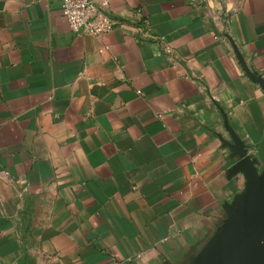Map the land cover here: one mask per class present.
<instances>
[{
  "label": "crops",
  "instance_id": "obj_1",
  "mask_svg": "<svg viewBox=\"0 0 264 264\" xmlns=\"http://www.w3.org/2000/svg\"><path fill=\"white\" fill-rule=\"evenodd\" d=\"M107 2L0 0V264H190L245 187L225 119L264 171V0Z\"/></svg>",
  "mask_w": 264,
  "mask_h": 264
},
{
  "label": "water",
  "instance_id": "obj_2",
  "mask_svg": "<svg viewBox=\"0 0 264 264\" xmlns=\"http://www.w3.org/2000/svg\"><path fill=\"white\" fill-rule=\"evenodd\" d=\"M234 53L245 75L264 89V77L251 70L234 44ZM222 142L237 157L232 172H241L245 187L225 205L226 217L209 243L190 264H264V171L248 147L229 127Z\"/></svg>",
  "mask_w": 264,
  "mask_h": 264
},
{
  "label": "built area",
  "instance_id": "obj_3",
  "mask_svg": "<svg viewBox=\"0 0 264 264\" xmlns=\"http://www.w3.org/2000/svg\"><path fill=\"white\" fill-rule=\"evenodd\" d=\"M107 0L97 4L95 0H62L61 12L66 18L70 29L77 35L90 34L101 36L116 23L106 12ZM143 35L151 37L144 27ZM8 175V171H4Z\"/></svg>",
  "mask_w": 264,
  "mask_h": 264
}]
</instances>
